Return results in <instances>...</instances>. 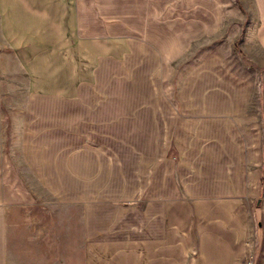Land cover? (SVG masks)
I'll return each mask as SVG.
<instances>
[{
	"label": "crops",
	"instance_id": "obj_1",
	"mask_svg": "<svg viewBox=\"0 0 264 264\" xmlns=\"http://www.w3.org/2000/svg\"><path fill=\"white\" fill-rule=\"evenodd\" d=\"M160 125L168 181L124 243L92 160ZM95 244L102 264H264V0H0V264H96Z\"/></svg>",
	"mask_w": 264,
	"mask_h": 264
},
{
	"label": "rangeland",
	"instance_id": "obj_2",
	"mask_svg": "<svg viewBox=\"0 0 264 264\" xmlns=\"http://www.w3.org/2000/svg\"><path fill=\"white\" fill-rule=\"evenodd\" d=\"M236 47V50L239 51L237 44ZM233 62L238 66V59L233 60ZM110 129L109 127L108 130ZM119 136V134H108L109 141L105 144L106 148L101 152V158L92 160L94 164L89 176L90 194L92 200L98 198L107 200V206L101 207V210L106 209V216L113 215L112 217H114L117 215L115 225H120L119 231L126 235L123 242L129 243L130 209L136 205L138 199L146 198L149 184L168 181V175L163 174L161 159L168 144L164 142L161 125L154 129L146 126L139 128L124 126L122 137ZM110 137H115L117 141L110 139ZM119 138L122 141L118 142ZM172 156H175L173 150ZM179 177L177 174H171L170 181L172 183L177 182ZM152 193L153 191H150V194ZM49 210L45 207L37 208L33 213L48 214ZM55 210L59 214H78L76 208L69 207L66 209L59 206ZM95 240L97 243L98 238ZM93 249L97 256L92 255V261L96 264H102L104 259H100L97 244L93 246Z\"/></svg>",
	"mask_w": 264,
	"mask_h": 264
},
{
	"label": "built area",
	"instance_id": "obj_3",
	"mask_svg": "<svg viewBox=\"0 0 264 264\" xmlns=\"http://www.w3.org/2000/svg\"><path fill=\"white\" fill-rule=\"evenodd\" d=\"M246 264H253L251 260L247 261Z\"/></svg>",
	"mask_w": 264,
	"mask_h": 264
}]
</instances>
